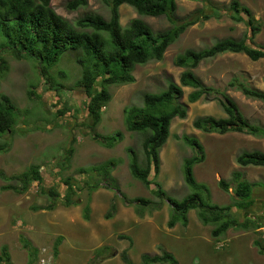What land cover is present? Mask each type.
Returning <instances> with one entry per match:
<instances>
[{"label":"rangeland","instance_id":"obj_1","mask_svg":"<svg viewBox=\"0 0 264 264\" xmlns=\"http://www.w3.org/2000/svg\"><path fill=\"white\" fill-rule=\"evenodd\" d=\"M68 1L70 0H52V7L59 16L72 24L90 13L106 20L110 17L108 7L101 0H88L86 8L75 12L66 8ZM233 1L211 0L208 4L201 0H176L178 8L175 18L178 21L190 19L198 10L214 16L189 28L169 47L162 62L138 66L133 73L136 79L134 84L109 86L111 101L102 108V120L94 130L89 127L91 120L84 109L88 98L82 89L76 87L82 77V68L77 63L81 53L67 52L51 70L52 81L58 84L60 92L56 91L57 87L51 88L47 84L48 79L41 78L37 63L30 59L17 60L8 53L3 54L7 70L0 78V98L6 95L11 99L17 108L19 122L14 133L5 135L0 140V143L9 146L8 152L0 153V172L11 178L25 173L32 166H38L43 181L33 182L27 192L21 194L3 189L7 185L21 187L19 182L0 179V255L3 246H7L10 253L9 263L0 264H119L121 261V264H125L120 257L123 253L131 256L133 264H141L143 254L154 256L164 251L173 254L179 264H264V255L260 254L255 245L258 241L264 246V167H241L236 162L237 157L244 152L264 153V137L240 133L206 134L193 127L194 120L199 117L227 118L223 107L215 98L222 99V94H226L236 102L251 124L264 129V102L247 98L242 92L229 86L234 79H238L248 87L264 92V59L254 62L244 54H226L205 61L194 70L207 87L217 89L220 94L189 103L188 97L193 90L184 89L181 103L187 105V118L173 120L170 137L160 151L162 171L155 179L167 196L174 200L181 201L194 193L185 182L184 166L185 159L189 160L195 152L183 141V137H195L202 143L206 154V160L194 168L197 183L208 188L209 198L204 192L205 201L210 205L232 207L229 214L238 224L251 221L249 225L258 224L261 227H232L226 234L215 239L212 236L215 226H205L199 218V210H192L188 214L187 226L179 223L174 228H169V204L162 202L153 193L155 186L148 189L133 178L129 169L131 156L128 149L135 151L141 166L146 165L143 142L148 134L128 129L125 110L143 107L146 94H159L168 89L170 82L179 84L184 69L177 67L175 60L186 50L199 51L220 40H241L246 34L251 36L249 19L242 14L240 16L244 17V22H236L232 18L234 14L230 5ZM237 1L250 10L256 27L260 29L252 42L253 46L264 48V0ZM120 14L124 28L137 18L148 24L155 33L173 27L166 17L140 16L128 5L120 8ZM32 92L36 94H31ZM118 133L122 134L121 139L113 147H106L103 142L106 143L108 138ZM96 134L106 138L105 141L95 140ZM70 149L73 151L71 155ZM110 161L117 163L116 168L111 169L110 178H105L97 171H90L91 168L107 165ZM81 169L86 172L82 173ZM237 172L243 175L244 180L258 185L253 192L254 205L248 210L233 207L236 190L233 176ZM221 181L231 184L229 192L222 189ZM95 186L117 188L120 191H117L118 198L127 201L131 207L140 206V213L153 210V213L159 212L149 217L147 214L138 224L130 221L131 240L135 244L130 245V241L128 243L125 240L123 245L129 248L132 246L130 251H134L133 254L128 252L129 248L126 251L120 248L122 245L119 240L128 235L125 232L120 235L111 226L112 217H107L110 213L114 215V212L118 215L117 205L116 209L109 206L103 212V225H99L96 216H92V222L87 224L88 229L102 228V241L111 243L110 247L89 251L83 247L84 242L75 237L68 244L63 242V251L58 254L52 247L57 238L42 234L47 227V223H44L46 216L49 212L50 215L54 213L49 210V206L54 205L52 209L57 208L56 210L64 206L75 210L79 216H85L84 208L90 203L89 196ZM70 188H73L71 193ZM51 191L58 193L59 197H52ZM140 198L161 203L162 206L157 209H153V206H141L137 201ZM68 200L72 204L67 205ZM111 203L112 201L103 198L99 204L106 206ZM92 213L91 210L90 215ZM15 222L19 223L18 228L12 230ZM104 222L108 227L104 226ZM124 222L120 221L117 229L125 228ZM80 227L81 225L78 229ZM26 243L30 244V248ZM113 245L116 247L115 251ZM114 254L122 260L113 259ZM59 255L61 258L58 263ZM106 257H111L112 260L106 261Z\"/></svg>","mask_w":264,"mask_h":264},{"label":"trees","instance_id":"obj_2","mask_svg":"<svg viewBox=\"0 0 264 264\" xmlns=\"http://www.w3.org/2000/svg\"><path fill=\"white\" fill-rule=\"evenodd\" d=\"M101 1L110 12L108 20L100 15L90 13L72 24L55 12L52 0H0V78L7 70L3 54L8 53L17 60L30 59L37 63L41 78L48 79L47 84L51 88L57 87L58 84H54L52 81L51 70L59 64L67 52L81 53L77 63L82 68V77L76 87L82 89L88 98L84 109L91 120L89 127L92 130L102 120V108L111 101L109 86L134 84L136 79L133 73L137 66H144L150 62H162L169 47L175 44L189 28L201 21H208L214 16L198 10L190 19L178 21L175 18L178 8L176 0ZM201 1L208 4L211 2V0ZM123 5L134 8L140 16L166 17L173 27L164 32L155 33L148 24L137 18L124 28L121 24L120 14V8ZM87 6L88 0H70L66 4V8L72 12ZM230 10L233 12L232 18L236 22H244L243 16L249 19L251 36L246 34L241 40L230 38L220 40L213 46L199 51L186 50L175 60V65L184 69L179 84L170 82L167 90L159 94H146L143 107H132L125 110V122L128 129L132 132L148 134L143 142L146 157L144 167L139 164L135 151L128 149L131 156L129 169L133 178L143 183L148 189L155 186L156 189L153 190V193L162 202L169 204L171 208L169 228H174L179 223L187 226L189 212L199 210L201 222L205 226H215L212 231V236L215 239L226 234L232 227L248 229L255 226V229H258L261 225H249L251 221H247L243 225L238 224L229 214L232 207L210 205L205 201L204 192L208 194V188L197 183L194 173L195 166L206 160L202 143L195 137H183V141L195 152L189 160L185 159L184 166L185 182L194 190L192 195L181 201L174 200L167 196L155 179L159 177L161 171L160 151L168 141L172 121L176 118L181 120L187 118V105L181 103L184 88L193 90L188 97L189 103H196L202 98L207 99L209 96L220 94L217 89L207 87L196 76L194 70L201 63L226 54H244L254 62L264 59V48L255 47L252 44L260 29L256 27L254 16L250 10L237 0L231 3ZM241 14L243 16H240ZM229 86L236 88L247 98L264 102L263 91L248 87L238 79H234ZM60 90L57 87L56 91L60 92ZM31 94L36 93L32 92ZM215 98L223 107L227 118L212 116L196 118L193 122V127L196 130L206 134L240 133L259 138L264 137V129L251 124L232 98L226 94H222V99ZM59 114L63 115V112ZM18 122L19 115L16 106L8 96L2 95L0 98V140L5 135L14 133ZM121 136L122 134L118 133L103 143L106 147L111 148L121 139ZM94 139L105 141L106 138L96 134ZM8 150L7 144L0 143V153L8 152ZM72 153L73 151L70 149L69 154ZM236 162L241 167H264V153L259 151L244 152L237 157ZM116 166V161H110L107 165L93 167L90 171H97L108 179L111 169L113 170ZM81 172L85 173L86 170L81 169ZM151 175H153L152 178ZM0 179L19 182L21 187L7 185L3 189L24 194L33 182L41 183L43 175L40 167L32 166L25 173L11 178L0 172ZM233 181L236 184L233 207L239 210H248L254 205L253 192L258 185L244 180L243 175L238 172L234 173ZM220 186L226 192H229L231 188V184L226 181H221ZM72 189H69V193L72 192ZM115 189L120 192L117 188ZM51 195L59 197L55 191H51ZM206 196L209 198V194ZM137 201L141 206L148 208L153 206V209H157L162 206L161 203H154L145 198L137 199ZM66 202L67 205L72 204L69 200ZM88 212L89 208L86 210V213ZM107 217L111 218L112 214H108ZM255 245L259 248L260 254L264 255V246L258 241ZM26 246L30 247L28 243ZM1 254L0 263H9L10 254L6 246L2 249ZM122 258L125 264H133L127 253H123ZM141 264H179V261L173 254L164 251L160 255H143Z\"/></svg>","mask_w":264,"mask_h":264},{"label":"crops","instance_id":"obj_3","mask_svg":"<svg viewBox=\"0 0 264 264\" xmlns=\"http://www.w3.org/2000/svg\"><path fill=\"white\" fill-rule=\"evenodd\" d=\"M161 171H162V168H161ZM91 191H92V194L89 196V199H90L89 202L90 203L88 202L89 204H86V206L84 208V212H83V213H85V216H81V215L79 216L75 210L67 209L64 206L61 207L59 210H56L57 208L52 209V211L54 213H52V215H50V212H49L48 215L46 216L44 223H47V227L44 228L45 230L43 231L42 234L52 235V237L55 236L57 238V241L54 242L52 247L55 248V250L58 254H60L63 251V249L61 248V244L63 242L68 244V242L71 241L70 239L75 238V237L81 239V241L84 242L83 247L88 249L89 251H94V250L97 251V250H101L105 247L112 246L111 243H105L106 241H102V233H104L102 228L98 227L97 229H92V228L88 229L89 227H87L88 226L87 224H89L90 221L92 222V216H96L98 222L100 223L99 225H103V223H102L103 222L102 218L104 215L103 212L105 210L109 209L111 206L115 209H116V205L119 207L118 215L116 214L117 212H114V215L112 214V224H111L112 228L113 229L116 228L115 230L119 231L120 235H122L123 232H125L124 234L128 235V237L123 236V237H121L122 240H119L121 245H122V247H120V248L123 249L124 251L128 250L127 248H129L128 246L123 245L124 244L123 242L125 240L127 242L130 241V245H131V243H134L133 240H131L132 239L131 238L132 231H131V227H130V221H132L135 224H138L142 218L147 217V214H149L148 217L150 215L152 216L156 213L159 214L158 211H155V213H153L154 210L149 212V213H146V211L140 213V210H139L140 206L137 205L134 208V207H131L127 201H124L122 198L119 199L117 190L113 189L112 187H110V188L101 187V188L92 189ZM103 198L104 199L107 198V200L112 201V203L110 205L106 204V206L102 205V204L100 205L99 204L100 200H102ZM87 208H89L88 213H86V211H85V209L87 210ZM102 209H104V210H102ZM167 209H168V213L170 215L171 208L169 205H168ZM91 210L93 211V213L90 215ZM120 221H125L123 223L125 228H118V229H120V230H118L117 225ZM18 224H19L18 222H15V226L11 225L12 230L15 228L17 229ZM79 225H81V227L78 229ZM167 225H168V223H167ZM104 226L108 227V225H106L105 222H104ZM0 227H1V224H0ZM118 238H116V239H118ZM136 242H137V240H136ZM113 247H114V251H115L116 247L114 245H113ZM131 247L132 246H130V248ZM69 248L70 247H68V245H67V249H69ZM130 248H129L128 252L130 251ZM133 252L130 251L131 254H133ZM112 255H113V253H112ZM157 255H159V254H157ZM120 257H122V256H120ZM120 257L116 256L115 254H114V256H112L113 259L122 260ZM59 258H61L60 255H59L58 260H57L58 263H59ZM106 258H107L106 261L112 260L111 257H106ZM129 258H130V260H132L131 256ZM121 262L119 264H121Z\"/></svg>","mask_w":264,"mask_h":264},{"label":"clouds","instance_id":"obj_4","mask_svg":"<svg viewBox=\"0 0 264 264\" xmlns=\"http://www.w3.org/2000/svg\"><path fill=\"white\" fill-rule=\"evenodd\" d=\"M165 54H166V53H165ZM164 57H165V56H164ZM137 67H138V66H137ZM137 67H136V68H137ZM177 84H178V83H177ZM184 89H185V88H184ZM172 122H173V121H172ZM169 137H170V136H169ZM168 139H169V138H168ZM166 143H167V142H166ZM35 182H38V181H35ZM38 183H39V182H38ZM52 206H54V205H52ZM50 207H51V206H49V210H52V208H50ZM29 245H30V244H29ZM4 247H5V246H4ZM4 247H3V248H4ZM6 247H7V246H6ZM3 248H2V249H3ZM7 248H8V247H7ZM29 248H30V247H29ZM2 249H1V253H2ZM55 251H56V250L54 249V252H55ZM9 254H10V253H9Z\"/></svg>","mask_w":264,"mask_h":264}]
</instances>
